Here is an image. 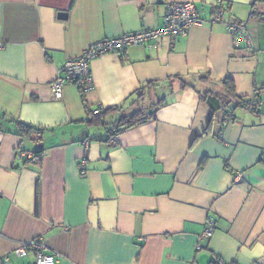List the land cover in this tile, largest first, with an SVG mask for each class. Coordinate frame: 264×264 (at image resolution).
Listing matches in <instances>:
<instances>
[{"label": "crops", "instance_id": "crops-1", "mask_svg": "<svg viewBox=\"0 0 264 264\" xmlns=\"http://www.w3.org/2000/svg\"><path fill=\"white\" fill-rule=\"evenodd\" d=\"M183 1L201 24L102 54L89 62L90 91L68 81L52 95L68 59L103 38L159 26L166 3ZM215 2L0 0V114L46 129L41 161L25 164L19 153L36 145L14 123L0 125L6 264H30L35 251L15 249L35 238L56 255L54 264H264V49L247 29L261 18L251 17L253 0H223V20L211 22ZM231 18L245 23L251 45L235 43ZM176 74L209 80L161 93L167 103L155 117L115 143L87 124V110L124 103L142 83ZM225 76L238 96L259 94V114L238 107L220 124L198 91L223 93ZM211 217L216 227L200 239Z\"/></svg>", "mask_w": 264, "mask_h": 264}, {"label": "trees", "instance_id": "trees-1", "mask_svg": "<svg viewBox=\"0 0 264 264\" xmlns=\"http://www.w3.org/2000/svg\"><path fill=\"white\" fill-rule=\"evenodd\" d=\"M261 0H255L251 7V17L260 16V20H264V10L259 12L255 5L261 4ZM226 9V7H224ZM240 21V20H238ZM242 22V21H241ZM248 33V32H247ZM249 35V34H248ZM207 74H191V75H171L164 79H153L142 83L127 99L124 103L118 105H111L108 107H97L96 109L87 110V124L97 127H102L107 133V142L110 139L116 138L118 134L133 126H136L148 119L154 118L156 111L167 103L165 96H160L165 91L172 92L178 85V88L182 89L187 86L195 88V83L208 81ZM221 83L224 87L223 93L212 92L211 90L198 91L201 99H203L214 115L221 122L225 123L227 120H234V110L238 107H245L252 113L259 114V94L254 93L252 97H241L235 93V85L232 77L225 76L222 78ZM254 103L255 106L250 104ZM119 112L116 120H111V116L114 117V113ZM109 119V120H108ZM14 123V132L29 141H32L36 147L30 153L29 157H21L23 163H39L42 159V155L45 150L43 143L44 140V127L33 125L19 118H5L3 114H0V125L4 121ZM111 123V125H110ZM9 131V130H8ZM259 162H264V151L259 158ZM38 207V198L35 199V208ZM214 264L215 261H214Z\"/></svg>", "mask_w": 264, "mask_h": 264}, {"label": "built area", "instance_id": "built-area-1", "mask_svg": "<svg viewBox=\"0 0 264 264\" xmlns=\"http://www.w3.org/2000/svg\"><path fill=\"white\" fill-rule=\"evenodd\" d=\"M217 9L209 16L211 22H220L223 20V0H216ZM202 19L191 2H169L165 5V14L163 21L159 26L141 29L135 32L125 33L117 37L103 38L89 45L80 56L68 59L63 65V74L51 82L50 90L55 98L61 95V87L64 83L71 81L75 83L82 93L88 92L93 88V79L89 69V62L108 52H121L125 48L132 45L150 46L162 37L175 38L183 36L187 33L192 25L201 24ZM229 33L234 37L236 44L244 41L247 45H251V38L248 35L243 22L231 18L226 22ZM255 106L254 103L250 104ZM97 112V109L95 110ZM109 143H115L112 138ZM30 152H20L19 156L29 157ZM216 220L208 218L205 222V227L200 233V239L209 237L215 227ZM34 250V258L30 264H54L56 255L51 252H46L43 241L40 238H35L27 243H24L15 249V253L19 256H24L29 250ZM9 261L8 256L0 258V264H6ZM216 264H225L221 259H215Z\"/></svg>", "mask_w": 264, "mask_h": 264}, {"label": "rangeland", "instance_id": "rangeland-1", "mask_svg": "<svg viewBox=\"0 0 264 264\" xmlns=\"http://www.w3.org/2000/svg\"><path fill=\"white\" fill-rule=\"evenodd\" d=\"M259 7V11H263L264 10V5L260 3H258ZM247 29L249 31V34H251L252 37H256L257 39H259L261 47L264 49V22H261L260 20H258L257 18H251L248 23H247ZM111 120H116V118L118 117H110ZM109 120V119H108ZM111 125V123H110ZM93 128L95 129H100L101 134L105 135V129L97 126H93ZM25 141H28L27 139H25Z\"/></svg>", "mask_w": 264, "mask_h": 264}, {"label": "water", "instance_id": "water-1", "mask_svg": "<svg viewBox=\"0 0 264 264\" xmlns=\"http://www.w3.org/2000/svg\"><path fill=\"white\" fill-rule=\"evenodd\" d=\"M264 2V0H262ZM255 2V0H253V3ZM66 12H60L59 13V17H65L66 16ZM245 24V23H244Z\"/></svg>", "mask_w": 264, "mask_h": 264}, {"label": "flooded vegetation", "instance_id": "flooded-vegetation-1", "mask_svg": "<svg viewBox=\"0 0 264 264\" xmlns=\"http://www.w3.org/2000/svg\"><path fill=\"white\" fill-rule=\"evenodd\" d=\"M262 1V0H261ZM261 3H263L264 4V2L262 1Z\"/></svg>", "mask_w": 264, "mask_h": 264}]
</instances>
